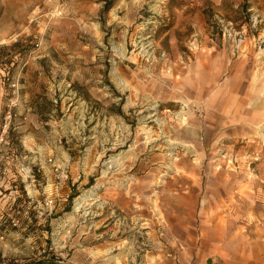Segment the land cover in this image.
Instances as JSON below:
<instances>
[{
	"label": "rangeland",
	"instance_id": "obj_1",
	"mask_svg": "<svg viewBox=\"0 0 264 264\" xmlns=\"http://www.w3.org/2000/svg\"><path fill=\"white\" fill-rule=\"evenodd\" d=\"M0 264H264V0H0Z\"/></svg>",
	"mask_w": 264,
	"mask_h": 264
},
{
	"label": "trees",
	"instance_id": "obj_2",
	"mask_svg": "<svg viewBox=\"0 0 264 264\" xmlns=\"http://www.w3.org/2000/svg\"><path fill=\"white\" fill-rule=\"evenodd\" d=\"M24 193L26 194V192L24 191Z\"/></svg>",
	"mask_w": 264,
	"mask_h": 264
}]
</instances>
